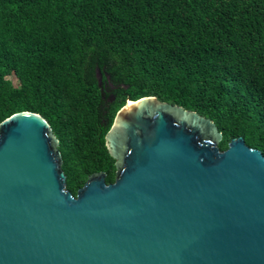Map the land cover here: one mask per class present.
<instances>
[{"label":"water","instance_id":"water-1","mask_svg":"<svg viewBox=\"0 0 264 264\" xmlns=\"http://www.w3.org/2000/svg\"><path fill=\"white\" fill-rule=\"evenodd\" d=\"M210 118L126 100L105 134L115 179L66 188L39 113L0 122V264H264V155Z\"/></svg>","mask_w":264,"mask_h":264},{"label":"trees","instance_id":"trees-1","mask_svg":"<svg viewBox=\"0 0 264 264\" xmlns=\"http://www.w3.org/2000/svg\"><path fill=\"white\" fill-rule=\"evenodd\" d=\"M150 95L213 120L220 150L242 136L264 155V0H0V122L42 115L73 195L114 181L105 134Z\"/></svg>","mask_w":264,"mask_h":264},{"label":"rangeland","instance_id":"rangeland-1","mask_svg":"<svg viewBox=\"0 0 264 264\" xmlns=\"http://www.w3.org/2000/svg\"><path fill=\"white\" fill-rule=\"evenodd\" d=\"M7 79H9L14 85H18V79L14 75L7 76Z\"/></svg>","mask_w":264,"mask_h":264}]
</instances>
